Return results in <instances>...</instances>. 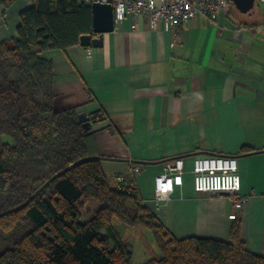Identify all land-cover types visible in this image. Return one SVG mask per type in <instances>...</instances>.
I'll use <instances>...</instances> for the list:
<instances>
[{
    "label": "crops",
    "instance_id": "1",
    "mask_svg": "<svg viewBox=\"0 0 264 264\" xmlns=\"http://www.w3.org/2000/svg\"><path fill=\"white\" fill-rule=\"evenodd\" d=\"M34 4L15 0L5 13L0 2V42L18 38L21 13ZM246 22L230 13L198 16L175 33L152 29L147 15L129 17L104 35L102 47L43 56L54 66L56 109L90 117V149L114 187L115 175L131 176L139 166L144 204L177 238L230 239L232 197L197 193L193 168L197 157L236 156L247 199L238 212L242 239L264 257V23ZM99 112L102 121L94 119ZM245 147L260 151L244 155ZM179 157L185 173L160 214L155 180Z\"/></svg>",
    "mask_w": 264,
    "mask_h": 264
},
{
    "label": "trees",
    "instance_id": "2",
    "mask_svg": "<svg viewBox=\"0 0 264 264\" xmlns=\"http://www.w3.org/2000/svg\"><path fill=\"white\" fill-rule=\"evenodd\" d=\"M14 1L0 0L5 13ZM233 12L249 27L264 23L260 4L251 19L231 5ZM89 34L91 4L35 0L21 13L18 38L0 42V194L6 196L0 204V264H134L115 222L151 231L162 256L144 264H264L247 248L238 219L228 241L179 239L137 188L112 185L103 158L90 149L93 132L84 131L78 109H56L54 66L43 56L79 45ZM258 151L245 147L242 154ZM93 200L99 208L82 222Z\"/></svg>",
    "mask_w": 264,
    "mask_h": 264
},
{
    "label": "built area",
    "instance_id": "3",
    "mask_svg": "<svg viewBox=\"0 0 264 264\" xmlns=\"http://www.w3.org/2000/svg\"><path fill=\"white\" fill-rule=\"evenodd\" d=\"M93 5L95 2L111 3L114 7L115 23H122L129 17L149 16L151 28L163 29L166 32L179 33L181 28L198 16L217 18L225 15L230 7V0H84ZM264 7V0H258ZM96 121L104 120L103 113L97 114ZM164 171L155 180L153 197L154 211H160L163 204L172 200L176 191L177 178L185 173V162L176 158L164 164ZM140 172L139 166H134L132 175L117 174L114 176L115 187L133 190L136 187L135 174ZM194 188L200 194H228L232 197L235 213L231 220L239 218L246 198L240 195L242 179L239 173V163L236 157L203 156L197 157L193 168Z\"/></svg>",
    "mask_w": 264,
    "mask_h": 264
},
{
    "label": "water",
    "instance_id": "4",
    "mask_svg": "<svg viewBox=\"0 0 264 264\" xmlns=\"http://www.w3.org/2000/svg\"><path fill=\"white\" fill-rule=\"evenodd\" d=\"M235 9L245 16H252L257 13L258 0H230ZM93 11V34L83 35L80 44L83 47H102L104 35L111 33L116 28L114 7L111 3L95 2L92 5ZM80 122L86 133L91 131L92 123L88 115L79 114ZM228 195V194H227Z\"/></svg>",
    "mask_w": 264,
    "mask_h": 264
},
{
    "label": "rangeland",
    "instance_id": "5",
    "mask_svg": "<svg viewBox=\"0 0 264 264\" xmlns=\"http://www.w3.org/2000/svg\"><path fill=\"white\" fill-rule=\"evenodd\" d=\"M229 12L230 9L227 13ZM232 15L237 17L234 12L232 13ZM5 198V195L0 194V204L4 202ZM98 208L99 204L94 200L91 201L83 211L82 222L89 221ZM158 213L162 214L163 210H160ZM114 226L121 234V237L127 240V242H129V244L131 245L134 252V264H144L149 259L160 258L162 256L161 251L156 244L154 236L148 228L132 227L122 222H115Z\"/></svg>",
    "mask_w": 264,
    "mask_h": 264
}]
</instances>
